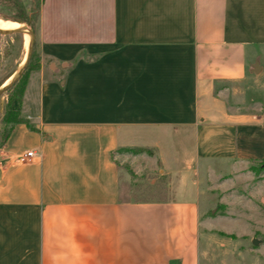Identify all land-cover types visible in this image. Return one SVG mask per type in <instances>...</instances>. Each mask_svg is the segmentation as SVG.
<instances>
[{
  "label": "crops",
  "instance_id": "crops-1",
  "mask_svg": "<svg viewBox=\"0 0 264 264\" xmlns=\"http://www.w3.org/2000/svg\"><path fill=\"white\" fill-rule=\"evenodd\" d=\"M35 51V129L0 151V264H200L210 184L264 160V101L231 102L264 72V0H41ZM129 128L163 133L164 198H122Z\"/></svg>",
  "mask_w": 264,
  "mask_h": 264
},
{
  "label": "rangeland",
  "instance_id": "rangeland-1",
  "mask_svg": "<svg viewBox=\"0 0 264 264\" xmlns=\"http://www.w3.org/2000/svg\"><path fill=\"white\" fill-rule=\"evenodd\" d=\"M40 3L41 0H0V21H20L22 26L35 32L30 22L35 26ZM10 28L13 27L0 26L2 30ZM25 37V32L0 34V87L22 66L29 50ZM34 47L35 40L32 57ZM14 94L15 91L10 89L0 95V151L7 129L4 117ZM231 94L233 105L261 112L259 100L264 101V72L259 79L231 86ZM12 105L18 109L16 101ZM162 136L163 133L157 130H127L126 145L115 154L122 176L126 178L122 184L123 199L156 200L168 194L167 178L160 176V166L154 158V144ZM147 148L151 151L146 152ZM140 154L146 158L153 156V160L151 163H130ZM142 168H145L144 173ZM135 170L142 173L135 174ZM230 171L210 184L212 189L208 199L201 203L204 216L199 244L200 264H264V163L254 161L237 173ZM255 239L257 245L253 243Z\"/></svg>",
  "mask_w": 264,
  "mask_h": 264
},
{
  "label": "trees",
  "instance_id": "trees-1",
  "mask_svg": "<svg viewBox=\"0 0 264 264\" xmlns=\"http://www.w3.org/2000/svg\"><path fill=\"white\" fill-rule=\"evenodd\" d=\"M25 21L29 22L27 19ZM30 23H31V26L33 28H35L34 24L32 22H30ZM35 57H37V55H36V51H35V47H34V53H33L32 59L30 60L27 67L25 68L20 79L12 86L13 88L12 87L10 88L13 91H15V94H14V97L12 98V100L9 102V105H8V108H7L5 117H4V122H5V125L7 126L6 137H5L4 143H5L6 139L9 137L14 125H16L18 123H25L30 129H33V130L35 129L29 120H27L21 116V113L19 111V107L21 106L22 97H23L25 87H26L28 78L30 76V73L40 67L39 59L35 60ZM18 85H19V88H18ZM14 101L17 102V106H18L17 110L12 107L13 106L12 104ZM4 143H3V145H4ZM259 163H264V160L259 161Z\"/></svg>",
  "mask_w": 264,
  "mask_h": 264
},
{
  "label": "water",
  "instance_id": "water-1",
  "mask_svg": "<svg viewBox=\"0 0 264 264\" xmlns=\"http://www.w3.org/2000/svg\"><path fill=\"white\" fill-rule=\"evenodd\" d=\"M21 24L20 21H17ZM28 32V34L31 36V42H30V46H29V50H28V54L26 56V59L24 61V63L22 64V66L19 68L18 72L16 73V75H14L13 77H11L9 79V82L7 85L4 86V84L0 87V95L3 94L4 92L8 91L14 84L15 82L22 76L25 68L27 67V65L29 64L31 57H32V50H33V41L35 40V32L34 30L30 29L27 26H22L21 28L18 29H14V30H1L0 29V34H11V33H18V32ZM253 243L255 245L258 244V240H253Z\"/></svg>",
  "mask_w": 264,
  "mask_h": 264
},
{
  "label": "bare ground",
  "instance_id": "bare-ground-1",
  "mask_svg": "<svg viewBox=\"0 0 264 264\" xmlns=\"http://www.w3.org/2000/svg\"><path fill=\"white\" fill-rule=\"evenodd\" d=\"M0 26L1 27H13V28H10V29H8V30H14V29H18V28H21L22 27V24H20L19 22H16V21H10V20H5V21H3V20H1L0 21ZM2 30V29H1ZM25 34H26V48L27 49H29V46H30V42H31V36L28 34V32L26 31L25 32ZM26 59V58H25ZM25 59H24V61H25ZM24 61H23V63H24ZM22 63V64H23ZM8 82H9V80H7L5 83H4V86L5 85H7L8 84Z\"/></svg>",
  "mask_w": 264,
  "mask_h": 264
},
{
  "label": "built area",
  "instance_id": "built-area-1",
  "mask_svg": "<svg viewBox=\"0 0 264 264\" xmlns=\"http://www.w3.org/2000/svg\"><path fill=\"white\" fill-rule=\"evenodd\" d=\"M36 156H40V155L34 153L33 151H29V152L25 153V155L22 157V160L33 158Z\"/></svg>",
  "mask_w": 264,
  "mask_h": 264
}]
</instances>
